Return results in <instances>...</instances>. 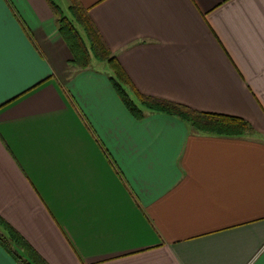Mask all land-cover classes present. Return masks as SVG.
<instances>
[{
  "label": "crops",
  "instance_id": "0c3cea01",
  "mask_svg": "<svg viewBox=\"0 0 264 264\" xmlns=\"http://www.w3.org/2000/svg\"><path fill=\"white\" fill-rule=\"evenodd\" d=\"M81 3L140 93L252 132L137 120L107 67L71 68L46 0H3L0 217L48 264H264V0Z\"/></svg>",
  "mask_w": 264,
  "mask_h": 264
},
{
  "label": "trees",
  "instance_id": "16d2710c",
  "mask_svg": "<svg viewBox=\"0 0 264 264\" xmlns=\"http://www.w3.org/2000/svg\"><path fill=\"white\" fill-rule=\"evenodd\" d=\"M50 5L58 30L72 54L70 66L76 71L92 68L95 62L107 64L109 79L119 98L137 119L143 120L150 112L168 114L182 120L199 133L228 137H243L252 132L246 120L229 115L201 112L191 107L140 93L115 57L89 10L81 0H68L65 12L60 1L46 0ZM132 94L135 96L133 97ZM136 98V99H135ZM0 245L18 264H48L39 253L0 217Z\"/></svg>",
  "mask_w": 264,
  "mask_h": 264
},
{
  "label": "snow or ice",
  "instance_id": "6c2138e0",
  "mask_svg": "<svg viewBox=\"0 0 264 264\" xmlns=\"http://www.w3.org/2000/svg\"><path fill=\"white\" fill-rule=\"evenodd\" d=\"M2 4L3 0H0V5ZM14 69L15 62L5 33L3 12L0 10V95L3 94L6 75Z\"/></svg>",
  "mask_w": 264,
  "mask_h": 264
},
{
  "label": "rangeland",
  "instance_id": "374dc122",
  "mask_svg": "<svg viewBox=\"0 0 264 264\" xmlns=\"http://www.w3.org/2000/svg\"><path fill=\"white\" fill-rule=\"evenodd\" d=\"M64 2H65V4H64V9H65V12L68 14V16L70 17V15H69V13H68V11H67V8H68V6H69V2H68V0H64ZM99 65H101V64H103L105 67H107L108 68V66H107V64H104V63H100V62H97ZM109 69V68H108ZM136 99V98H135Z\"/></svg>",
  "mask_w": 264,
  "mask_h": 264
}]
</instances>
